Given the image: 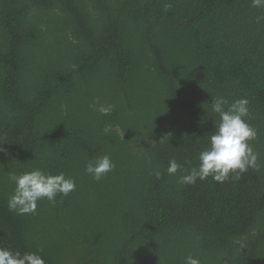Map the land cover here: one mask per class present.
<instances>
[{"label":"trees","instance_id":"1","mask_svg":"<svg viewBox=\"0 0 264 264\" xmlns=\"http://www.w3.org/2000/svg\"><path fill=\"white\" fill-rule=\"evenodd\" d=\"M258 17L252 0H0V247L46 264H264ZM213 96L249 100L258 167L182 183L219 122ZM105 154L116 166L96 181L85 166ZM37 168L76 190L10 211L8 173Z\"/></svg>","mask_w":264,"mask_h":264},{"label":"clouds","instance_id":"2","mask_svg":"<svg viewBox=\"0 0 264 264\" xmlns=\"http://www.w3.org/2000/svg\"><path fill=\"white\" fill-rule=\"evenodd\" d=\"M253 7H264V0H252ZM264 17H258L259 22ZM249 100L240 98L229 103L222 96H213L212 112L218 114L219 122L215 124V132L209 137V146L199 153L197 166L182 176V183L194 184L197 179L206 180L211 177L218 183L229 178L239 179L249 168L258 167L259 154L250 141L257 138V131L248 122L250 116ZM113 106L100 105L99 111L108 115ZM115 163L105 154L89 161L85 166L87 174L96 181L114 170ZM182 165L175 158L169 161L167 173L176 174ZM157 178L159 171L155 172ZM8 179L14 182L15 188L8 198L10 211L20 215L35 213L38 201L48 199L55 201L58 194L67 196L76 190V182L65 173L52 174L41 169H33L21 174L9 172ZM0 264H46L40 252H24L7 247H0ZM185 264H200V260L188 256Z\"/></svg>","mask_w":264,"mask_h":264}]
</instances>
